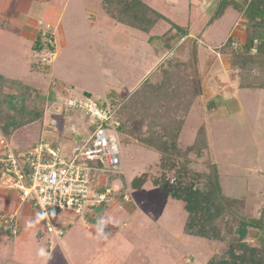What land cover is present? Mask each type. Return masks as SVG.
I'll return each mask as SVG.
<instances>
[{"label":"rangeland","instance_id":"obj_1","mask_svg":"<svg viewBox=\"0 0 264 264\" xmlns=\"http://www.w3.org/2000/svg\"><path fill=\"white\" fill-rule=\"evenodd\" d=\"M141 1L165 18L149 34L120 26L103 0H0V74L35 88L43 101L35 105L43 115L32 124L9 138L0 131V153L3 142L8 150L22 153L46 140L73 157L75 146L92 143L96 126L84 112L68 107L67 100H98L109 87L123 101L144 80L150 81L153 72L159 73L162 57L188 31L192 38H201L199 47L217 50L229 37L243 34L242 12L249 0ZM27 27L52 36L56 51L52 63L31 50ZM195 46L194 40L185 39L167 64L192 63ZM214 72L219 76L223 69L219 65ZM223 76L236 83L234 93L218 94L211 83L212 97L196 99L179 142L184 147L192 144L198 128L205 125L209 150L193 159L194 169L207 173L205 163L215 164L224 193L243 196L246 215L257 218L259 207L249 203L264 192V89L237 88L234 69ZM119 141L122 165L116 170L105 171L95 157L79 161L104 169L94 173L91 189L113 188L112 203L100 211L88 209L82 216L56 212L52 223L65 230L61 238L48 233L39 209L28 201L14 202L12 188L0 181V214H15L19 228L16 237L0 231V264H71L74 259L92 264L93 258L96 264H140L134 256L138 249L149 257H144L148 260L144 264H207L213 255L222 256L224 243L185 234L183 203L152 185L151 178L161 176L158 153L133 137L119 135ZM143 174L146 182L134 187L132 181ZM258 233L246 226L243 235L254 244ZM40 248L46 258L38 255Z\"/></svg>","mask_w":264,"mask_h":264},{"label":"trees","instance_id":"obj_2","mask_svg":"<svg viewBox=\"0 0 264 264\" xmlns=\"http://www.w3.org/2000/svg\"><path fill=\"white\" fill-rule=\"evenodd\" d=\"M103 1L109 15L119 24L146 34L165 19L141 0ZM242 17L244 41L229 37L218 53L230 59L239 89H264V0H249ZM46 37L52 38L49 33ZM53 49L54 44L38 32L31 50L39 53ZM192 55V63H168L159 71L157 81H145L119 103L116 113L122 121L119 135L133 137L158 153L161 176L151 178V183L171 200L183 203L187 215L183 225L185 234L225 244L222 256L213 255L207 264H264V206L259 217H248L245 198L224 193L215 164L205 163L207 173L194 169L193 159L203 157L209 150L205 125L198 128L192 144L184 147L179 142L190 110L203 94L195 49ZM38 93L35 88L0 74V131L5 137L42 117L43 110L35 107L37 102H43ZM145 182L143 174L132 185L139 188ZM246 226L258 229L256 243L245 240Z\"/></svg>","mask_w":264,"mask_h":264},{"label":"built area","instance_id":"obj_3","mask_svg":"<svg viewBox=\"0 0 264 264\" xmlns=\"http://www.w3.org/2000/svg\"><path fill=\"white\" fill-rule=\"evenodd\" d=\"M46 35V31L41 33L42 38L54 44L53 38H47ZM234 48H237V44H234ZM39 53L44 62L52 63L56 59L55 49ZM119 103L113 95L98 100H67L68 107L84 112L96 126L92 143L75 146L71 158L64 156L59 148L46 140L22 153L8 150L3 142L0 181L12 188L20 203L28 201L39 209L47 220L48 233L57 238L64 236L65 230L52 223L56 212L71 211L82 216L88 209H96L113 201V188L91 189L94 173L104 172V169L83 166L79 161L95 157L105 165V171H114L122 165L118 132L122 121L116 117ZM113 146L116 151H113ZM123 198L127 200L126 196ZM0 230L16 237L19 231L16 215L1 213Z\"/></svg>","mask_w":264,"mask_h":264},{"label":"crops","instance_id":"obj_4","mask_svg":"<svg viewBox=\"0 0 264 264\" xmlns=\"http://www.w3.org/2000/svg\"><path fill=\"white\" fill-rule=\"evenodd\" d=\"M120 26H122V27H126V28H130V27H128V26H125V25H121L120 24ZM155 27V26H154ZM153 27V28H154ZM132 29V28H131ZM26 30H27V32H30V34H31V38H32V42L34 41V39L36 38V36H37V33H38V31H35V30H33V29H31V28H29V27H27L26 28ZM135 30V29H134ZM153 30V29H152ZM151 30V31H152ZM138 31V30H137ZM150 31V32H151ZM190 31H188V32H186L185 34V36H180L177 40H178V42L175 44V45H173L172 47H173V49L176 47V46H178V45H180L181 44V42H183L185 39H191V40H194L195 42H196V46H195V50H196V54H197V63H198V67H199V70H200V74H201V76H202V78H203V82H202V89H203V94H202V96H201V98H199V99H197L198 100V102H201V100H202V98L204 99V98H211L212 97V95H213V93H212V91H211V87H209V85L212 83V84H214L215 85V89H216V91L218 92V94H225V93H234V88H235V86H236V83L235 82H233V80H228V81H226L225 80V78H224V76H223V74H224V71H229L230 69H232V67H231V63H230V59L227 57V56H223V55H221V54H219L218 53V49L220 48H217V50L216 49H211L210 51L211 52H209L208 50H206V49H204V48H201V47H199L198 46V44L199 43H201V38H198V39H194V38H192L191 37V34L189 33ZM234 38H238V39H240L241 40V42L242 41H244V39H245V34H244V28H243V34L242 35H240V36H235ZM129 48V45L126 47V49H128ZM208 49H210L209 47H207ZM173 49L171 50V51H169V52H167L168 53V55H166V56H164V57H162V65H163V67L162 68H164V67H166V64H167V61H168V59L170 58V54H172V52H173ZM170 50V49H169ZM214 60V62L215 63H213V65L211 66V62ZM219 60V61H218ZM219 65L222 67V69H223V74H219V76H217V75H215V72H214V70L215 69H217L218 67H219ZM208 66H210V69H208ZM161 68V69H162ZM206 74H207V76H206ZM215 76H217L216 78H215ZM160 77H159V73H157V71H155V72H153L152 73V77H151V79L150 80H152V81H157L158 79H159ZM217 80H219V81H217ZM223 80V81H222ZM144 81H147V80H144ZM144 81H143V83H144ZM142 83V84H143ZM142 84H139V87L142 85ZM138 87V88H139ZM138 88H136V90L138 89ZM237 88H238V79H237ZM111 89L112 88H109V87H106L105 88V90H104V95L102 96V97H105V96H107V95H113L116 99L118 98V96L116 95V93L114 94V92L113 91H111ZM135 91V90H134ZM133 91V92H134ZM132 92V93H133ZM131 93V94H132ZM128 97V96H127ZM126 97V98H127ZM125 98V99H126ZM124 99V100H125ZM119 100V99H118ZM123 100V101H124ZM120 102H121V100H119ZM195 103V102H194ZM212 105V104H211ZM213 106V105H212ZM212 109H213V107H212ZM186 123V122H185ZM206 127V126H205ZM206 129H207V127H206ZM181 134V133H180ZM195 135H196V133H195ZM207 136H208V129H207ZM180 137V136H179ZM194 138H195V136H194ZM208 140H209V136H208ZM194 141V140H193ZM11 193H12V195L14 196L13 198H14V202H18L19 200H18V197H17V195H16V193L14 192V191H11ZM1 194L2 195H4V194H7V192L6 191H3V192H1ZM263 196H261L260 198H256V201L255 200H252L249 204L250 205H254V209H257L258 207H259V209H260V211H261V209H262V207L264 206V192H263V194H262ZM166 196V195H165ZM240 197H243V196H240ZM12 200V199H11ZM246 206H248V205H246V200H245V207ZM97 209V211H100V207H98V208H96ZM101 229H104L103 228V226L102 227H100ZM92 234H94V233H92ZM81 250V249H80ZM77 251V250H76ZM82 251V250H81ZM145 253L141 250V249H138V250H136L135 251V253H134V256L135 257H138V260H140L139 262H140V264H144V263H146L148 260H146L145 258H147V259H149V257H147V255L145 254ZM145 257V258H144ZM93 260H94V262L92 263V264H96V259L95 258H93ZM71 264H81V262L79 261V260H77V259H74V262H72ZM83 264V263H82Z\"/></svg>","mask_w":264,"mask_h":264},{"label":"clouds","instance_id":"obj_5","mask_svg":"<svg viewBox=\"0 0 264 264\" xmlns=\"http://www.w3.org/2000/svg\"><path fill=\"white\" fill-rule=\"evenodd\" d=\"M116 150H117L116 147L113 146V151H116ZM29 228H30V226H29ZM100 238H101V237L98 235V236H97V239H100ZM38 255H39L40 257H45V258H46V254H45L43 248H40V249L38 250Z\"/></svg>","mask_w":264,"mask_h":264}]
</instances>
